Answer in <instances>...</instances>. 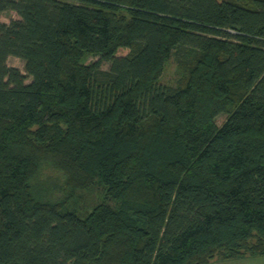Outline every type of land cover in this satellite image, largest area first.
<instances>
[{"label": "trees", "instance_id": "16d2710c", "mask_svg": "<svg viewBox=\"0 0 264 264\" xmlns=\"http://www.w3.org/2000/svg\"><path fill=\"white\" fill-rule=\"evenodd\" d=\"M7 11L0 264L264 256V0H0Z\"/></svg>", "mask_w": 264, "mask_h": 264}, {"label": "rangeland", "instance_id": "374dc122", "mask_svg": "<svg viewBox=\"0 0 264 264\" xmlns=\"http://www.w3.org/2000/svg\"><path fill=\"white\" fill-rule=\"evenodd\" d=\"M18 16L16 13L11 12V11H7L4 12L1 17H0V21L4 22V23H9L11 20L13 19H17ZM129 52V49L127 48H119L116 55L117 56H124L127 55V53ZM93 59V57L89 58V60ZM7 64L10 67H14L20 70V72L24 75L27 76V80L26 82H29L31 80V77H29L25 71V63L23 60L14 57V56H9L8 60H7ZM109 64L108 63H104L103 68L108 69ZM175 78H176V65L174 63V61L171 59L168 61V63L165 65L160 83L161 84H166V85H173L175 82ZM224 121V117H219L217 119V123L218 125H220L222 122ZM83 198L81 199V202H79V209L83 206L85 207V209L87 208V206L97 203L98 201H100V196L98 194V191H94L92 193L90 192H86V194L83 192ZM84 208L80 209V211H83ZM79 214H82L79 212V210H77ZM211 264H264V256H246V257H242L239 259H233V260H218V261H214Z\"/></svg>", "mask_w": 264, "mask_h": 264}]
</instances>
